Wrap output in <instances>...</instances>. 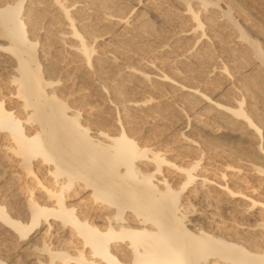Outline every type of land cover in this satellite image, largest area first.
Segmentation results:
<instances>
[{
	"label": "bare ground",
	"instance_id": "1",
	"mask_svg": "<svg viewBox=\"0 0 264 264\" xmlns=\"http://www.w3.org/2000/svg\"><path fill=\"white\" fill-rule=\"evenodd\" d=\"M191 62L208 82L184 81ZM62 77L101 97L91 122ZM248 86L264 98V0H0V229L39 235L25 264H264V201L220 156L264 176V105L234 92ZM219 131L244 149L199 136Z\"/></svg>",
	"mask_w": 264,
	"mask_h": 264
},
{
	"label": "rangeland",
	"instance_id": "2",
	"mask_svg": "<svg viewBox=\"0 0 264 264\" xmlns=\"http://www.w3.org/2000/svg\"><path fill=\"white\" fill-rule=\"evenodd\" d=\"M150 29H152L151 31H155V29L154 28H150ZM154 29V30H153ZM47 50V48L45 49V51ZM50 54L51 55H55V56H52L51 57V55H49L50 56V58H52V59H54V57H57L58 58V56L57 55H59V54H57L56 55V52L55 53H51V51H50ZM56 59V58H55ZM200 63H198L197 64V62H191V63H189V65L187 64V68L186 67H184V73H183V76H184V81H186V82H189L190 80H191V82H192V80H193V78L195 79V80H193V81H196L197 79H200V80H197V81H201V78H202V76H201V70H198V69H200V66L198 67V65H199ZM201 65V64H200ZM190 66V67H189ZM197 69V70H196ZM185 71H186V73H185ZM189 71H193L192 73H190ZM196 71V72H195ZM200 71V72H199ZM191 74H193V75H191ZM186 75V76H185ZM193 76V78L191 77V76ZM188 76H190L189 78H188ZM198 77V78H197ZM197 78V79H196ZM62 79H63V77H62ZM64 79H66V78H64ZM63 79V83H62V86H64V90H63V96L65 95L67 98H68V96H70V95H74L73 97L72 96H70L69 98H68V102H71L70 104L72 105L73 104V106H75V105H77V106H81V107H83L84 108V110H86L85 109V106H86V108L88 107L87 105H85V103L86 104H88V103H90L89 105H93V106H95V107H100V108H98V109H102L103 107H104V105H103V103L101 102L102 101V99H101V97L100 96H98V94L95 92V89L92 87V85H91V83H90V81L89 80H87V79H66V80H64ZM190 79V80H189ZM69 80H70V82H69ZM202 80H205V81H207L205 78H204V76H203V78H202ZM66 81V82H65ZM72 81V82H71ZM73 81H74V83H73ZM202 83H203V81H201ZM208 82V81H207ZM74 84V85H73ZM67 87V88H66ZM70 87V88H69ZM250 86H248V88H246L245 87V92L246 91H250V92H248L247 94H245L244 93V90L242 89V91L241 92H238V91H234V92H236L237 93V95L239 96V97H242V96H245L246 97V95H248V97H246V99L248 100H246L247 102H246V105H247V107L249 108V110H251V111H253V112H255V110L256 109H259V105L261 106V105H264V98L260 95V94H256V93H254V91H252V89H251V87L249 88ZM66 88V89H65ZM74 89V90H73ZM81 89V90H80ZM248 89H251V90H248ZM72 90V91H71ZM78 91H79V93H78ZM73 92H74V94H73ZM81 92V93H80ZM253 92V93H252ZM69 93V94H68ZM76 93H78V94H76ZM96 93V94H95ZM244 93V94H243ZM253 94V95H252ZM254 94H256V95H254ZM77 95V96H76ZM81 95V96H80ZM91 95H93V96H91ZM96 97H95V96ZM87 97V98H85V97ZM135 96V95H134ZM137 96V95H136ZM249 96H250V98H249ZM65 97V98H66ZM80 97H82V98H80ZM84 97V98H83ZM89 97V98H88ZM100 99H99V98ZM137 97H140V96H137ZM252 97V98H251ZM254 98V99H253ZM77 99V100H76ZM81 99H84V100H81V102H80V100ZM249 99H250V101H249ZM260 99V100H259ZM72 100V101H71ZM258 100V101H257ZM78 101V102H77ZM84 101V102H83ZM257 101V102H256ZM80 102V103H79ZM74 103H77V104H74ZM81 103H83V104H81ZM97 105H96V104ZM251 103H253V104H251ZM256 104V105H255ZM101 105H103V107L101 106ZM95 109V108H94ZM98 109H96V110H98ZM257 111V110H256ZM87 112V113H86ZM86 112L85 111H83L82 112V117H86L85 119H88V122H91L92 120H93V118H91L89 115H91V114H89L88 115V110H86ZM86 113V114H85ZM174 118V117H173ZM89 119H90V121H89ZM149 131H147L146 132V136L148 135V136H152V135H158V134H160V132H159V130L161 131V128H159V127H156V126H151V127H149V129H148ZM151 130V131H150ZM152 131L153 132H155V133H152ZM173 132V133H172ZM175 132H176V134H175ZM150 133H152V134H150ZM158 133V134H157ZM220 133H221V135H220ZM175 134V135H174ZM193 137H195V135H196V137H198V134L196 133V132H191L190 133ZM174 135V137L172 138V140H171V137ZM166 137H169V138H164L163 140H162V143L160 144V146L161 147H163L162 149H165V151L166 152H168L169 151V153H170V149H172L173 147H176L177 146V144H179L178 143V141H177V131H176V129L175 130H173V131H171V133L170 134H168V135H165ZM200 137L202 136V140H203V138L205 137V141H208V139L212 142V143H210V141L207 143L208 145L209 144H212V146L214 145V146H216L217 148H219V146H220V148L223 146L224 147V145H226L225 147H229V148H233L234 150L236 149L237 151H241V149L243 150L244 148L243 147H241L236 141H233L232 140V142H231V140H229L228 138H225L226 137V135L223 133V132H221V131H219L218 133H216L215 135H213V137H211L212 135L211 134H203V135H199ZM204 136V137H203ZM225 136V137H224ZM223 137V138H222ZM199 138V137H198ZM198 138H196V139H198ZM216 138V139H215ZM219 140H218V139ZM174 139H176V140H174ZM200 139V138H199ZM200 139V140H201ZM207 139V140H206ZM174 140V142L175 141H177V142H172ZM224 140H227V141H224ZM168 141V142H167ZM215 141V142H214ZM217 141V142H216ZM221 141V142H220ZM224 141V142H223ZM215 144H214V143ZM224 143V144H221V143ZM229 142H230V144H229ZM218 143V144H217ZM219 143L221 144V145H219ZM167 144V145H166ZM174 144V145H173ZM164 145H165V147H164ZM222 147V148H223ZM236 147V148H235ZM168 148H169V150H168ZM217 149V154L218 155H220V151H221V149ZM168 150V151H167ZM172 153V152H171ZM211 153V155H209ZM213 152H209V154H207L206 155V157H205V160H202L203 161V165H205V168H206V172H208L207 174H209V176L210 177H212V178H214V179H219L220 180V173L221 172H223L224 171V166H225V161H226V164L228 163V164H230L229 162H231V164L233 165V166H236V167H241L240 169H239V171H240V174L239 173H234V174H231V173H228V172H226V177H224L225 179L227 178H231L232 179V181L234 182L235 181V183H234V186H233V183L231 182V179H228V181L230 180V182L232 183H230L229 182V184H230V186H233L232 188H234V187H236V181L238 182V184L239 185H241V186H239L238 184V186H239V188L241 189V190H239V188H238V186H237V188H235L234 190H239V191H242L243 193L245 192V193H249V195H251V196H254V197H258L259 196V198L261 199V200H263L264 201V176H259V175H255V174H251L250 172H248L246 169H247V167H244L245 165L241 162V159L240 158H238L240 161H238V159H237V157L238 156H236V157H230V159L228 158V156H224V154H222L221 153V155L220 156H222L223 157V160L225 159V161L223 162V160H222V157H220V156H218V155H216V153H213ZM168 156H170L171 158L172 157H174V155H168ZM214 156V157H213ZM219 158H218V157ZM226 157H227V159L229 160H227L226 159ZM175 158V157H174ZM233 158H234V160H233ZM221 159V160H220ZM206 162V163H205ZM223 162V163H222ZM219 163V164H218ZM222 164H224V165H222ZM235 164V165H234ZM208 165V166H207ZM223 166V167H222ZM242 166L245 168H242ZM14 168V165H13V167H10V170H11V172L13 171L12 169ZM208 168V169H207ZM223 168V169H222ZM14 172H16V171H19L18 169H15L14 168ZM211 170V171H210ZM225 172V171H224ZM213 174V175H212ZM239 174V175H238ZM227 175L229 176V177H227ZM220 176V177H219ZM234 178H238L239 179V181H238V179H234ZM242 178V179H241ZM244 178V179H243ZM20 179H22V178H20ZM244 180V181H243ZM241 181H242V183H241ZM15 182H12L11 183V188H10V190H9V193H8V196L9 195H11L14 191H12V190H14L15 189V187L17 186V184L18 183H15ZM243 184V185H242ZM14 185V187H12ZM253 188V189H252ZM210 190H209V193L211 192V195L213 194V195H216L217 194V191H216V189L214 188V187H211V188H209ZM212 189V190H211ZM253 190V191H252ZM12 191V192H11ZM216 191V192H215ZM255 191V192H254ZM254 192V193H253ZM24 193V194H23ZM251 193V194H250ZM8 196H7V198H8ZM17 196V197H16ZM15 197L13 196L10 200L11 201H14V199H15V202H17L18 204H21L20 202H23V200H24V198H25V192H22L20 195H19V193H18V195H16ZM20 199V200H19ZM22 200V201H21ZM19 201V202H18ZM239 203V204H242L243 202L242 201H240L239 199H237V198H233L232 199V201L230 202V204L231 203ZM13 203V202H12ZM237 203V204H238ZM239 204H238V206H239ZM230 208H232L233 209V206L232 207H229L228 209L230 210ZM236 218V220H240L239 219V217L237 218V216H235L234 217V219ZM249 221V223H253L252 222V220H248ZM4 230L1 228L0 229V255L1 256H3V257H7V258H9V259H7V261H9V263H11V264H25L26 262L25 261H28V259H29V257L31 256V257H35L36 255L35 254H33V251H29L28 249H27V247H30V245H32L31 247L33 248V246H35V244L37 245V244H39L40 243V241H38L39 240V235H37L35 238H34V240L33 241H30V245L29 246H26L27 244H29V242H27V243H18V244H16L17 242H15V240H14V238H12V237H10L9 235H7V233H5V232H3ZM12 238V239H11ZM11 240H13V241H11ZM10 241H11V243H10ZM32 242V243H31ZM4 243V244H3ZM35 243V244H34ZM30 247V250H32V248ZM27 252V253H26ZM28 256V257H27ZM28 258V259H27ZM31 259V258H30ZM33 259V258H32ZM24 260V261H23Z\"/></svg>",
	"mask_w": 264,
	"mask_h": 264
}]
</instances>
